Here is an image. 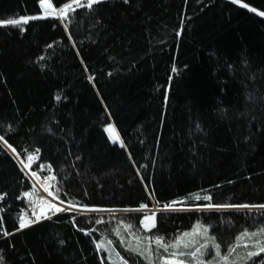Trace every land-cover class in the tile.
Returning a JSON list of instances; mask_svg holds the SVG:
<instances>
[{"label": "trees", "instance_id": "16d2710c", "mask_svg": "<svg viewBox=\"0 0 264 264\" xmlns=\"http://www.w3.org/2000/svg\"><path fill=\"white\" fill-rule=\"evenodd\" d=\"M51 2L59 9L72 0ZM73 8L64 20L0 25L2 264H112L106 247L130 264H148L125 248L135 240L121 221L165 242L199 222L222 254L243 231L264 228V209L195 210L264 205V0ZM31 16H44L40 0H0V21ZM111 125L125 147L113 143ZM36 153L53 169L57 199L77 211L52 210L20 229L32 184L14 156ZM174 201L190 210H158L151 231L139 223L151 212L124 211ZM92 208L115 211H78ZM255 239L264 237L245 238L230 259L254 250ZM152 250L155 257V243ZM261 259L264 253L238 264Z\"/></svg>", "mask_w": 264, "mask_h": 264}, {"label": "snow or ice", "instance_id": "6c2138e0", "mask_svg": "<svg viewBox=\"0 0 264 264\" xmlns=\"http://www.w3.org/2000/svg\"><path fill=\"white\" fill-rule=\"evenodd\" d=\"M104 0H87V3L84 4L81 0H72V3H64L62 7L55 9L51 3V0H40V4L44 7V16H31V17H20L19 19H8L0 21V25H12L20 27L22 24H27L30 20H37L43 19L48 16L56 15L61 20L67 19L68 14L70 11H75L73 5L77 8H88L92 9L94 5L103 3ZM127 2V0H125ZM236 2V0H234ZM246 6V5H245ZM252 11H256L252 9ZM260 15H264V13H259ZM66 27V25H65ZM23 30V28H21ZM43 59V57H41ZM106 131L111 135L113 143L117 141L120 142L121 147H125L120 137L116 134L115 129L112 126H109ZM4 137L0 136V141H3ZM7 144V141H4ZM9 147H11L9 145ZM15 151V149H13ZM38 151V150H37ZM29 162L34 159L32 154L27 156ZM23 163V161H22ZM25 167H29L28 164ZM35 176L36 173H33ZM51 179H55V177H51ZM45 191H48V187H45ZM32 193H25V196H31ZM49 195H52L49 192ZM0 199H3L0 196ZM193 199L199 201H211L212 197L210 195L201 196L200 194H196ZM158 203V202H157ZM177 203H183L182 201H174L172 204H165L163 205L161 211H177V210H190V209H177L175 205ZM38 207L43 209L47 207L48 209H52L55 212H62L65 209L57 207L55 204L50 203L47 200H41L38 203ZM229 208L235 209H251V208H259L264 209V205H232V204H212L207 203L202 206H198L195 210L196 211H209V210H216L221 211ZM148 210V205H141L140 208L129 210L124 209V211H144ZM88 211H115L114 209H88ZM33 215L36 216V221L28 219L27 216H22L19 220V228L24 229L27 228L30 224L34 222H38L41 219V215H37L35 211ZM43 218L49 219L50 217L44 215ZM102 220H97L96 223H102ZM140 225H142L145 231H151L153 228L156 227V213L151 212V214H145L143 218L140 220ZM120 225L128 231L129 236L133 237L135 240V244L128 242L124 244V237L121 235L120 226L115 229L116 235L120 237L121 243L124 244L125 248L132 253L138 254V256L143 257L144 260L148 262V264H153L154 259H159L161 264H189V260L184 259V257H188L192 264H238L240 259L244 260H251L253 257H258L261 253H264V239H255L252 243V248L254 250L247 251L245 257L237 258L236 260L230 259L233 254L236 252V248L241 245V242L247 238L248 240H252L254 237H264V228H260L258 231L249 232L243 231L240 236L236 238L235 243L226 249V254L221 253V245L220 243L216 242L215 236L209 235V227L200 224L199 222L192 228L191 231L184 232L178 235L174 240H170L165 242L164 237L160 235H154L151 237H141L137 231H133V225L130 223H123L120 222ZM8 235V233H5ZM198 238L203 239V243H200ZM109 244L112 241H108ZM155 243L156 250H155V257L153 256L152 244ZM143 244V246H142ZM198 245V246H197ZM246 249L249 247L248 244L243 245ZM97 247H104L103 244L97 245ZM160 249L164 250L166 255H160ZM211 252V256L209 259L205 260V256ZM119 255V253H117ZM123 259V258H121ZM0 264H2V257H0ZM124 264H127L125 261ZM254 264H264V259H261L259 262H254Z\"/></svg>", "mask_w": 264, "mask_h": 264}, {"label": "built area", "instance_id": "2783aa9c", "mask_svg": "<svg viewBox=\"0 0 264 264\" xmlns=\"http://www.w3.org/2000/svg\"><path fill=\"white\" fill-rule=\"evenodd\" d=\"M16 160H17V158H16ZM39 161H40L39 155H35L34 156V159L31 162L27 161V163L23 162V164H22L21 161H18V162L20 163L21 167L23 168V170L25 171V173L28 175V177L31 180H33V179L28 174L27 168H29L31 170V172H34L36 174H39L40 173V170L43 169V167H45V170H48L49 171L51 177H54V175L52 173L53 172V169L49 165L41 164L38 169H33V166H35V164H38ZM26 164H28L29 167H25ZM51 177H43L44 179H41V177L38 176L40 182H38L37 185L34 182L35 187L36 188H39L40 193L43 192L42 193V196L43 195L44 196H49V192H51L52 193V196H53V185H54L55 179H51ZM45 187H48V191H45ZM28 193H32V195L31 196H26V198H27V207H25L22 210V213H23L24 216L26 215L28 219L35 220L36 219V216L33 215V212L35 211V213L37 215H40V207H38V203L43 198L36 197L35 193L32 190L29 191Z\"/></svg>", "mask_w": 264, "mask_h": 264}, {"label": "rangeland", "instance_id": "374dc122", "mask_svg": "<svg viewBox=\"0 0 264 264\" xmlns=\"http://www.w3.org/2000/svg\"><path fill=\"white\" fill-rule=\"evenodd\" d=\"M82 1V0H81ZM70 3H72V2H70ZM75 5H73V7H74ZM55 8V7H54ZM41 9H42V11H43V13H44V7L41 5ZM56 9V8H55ZM59 9H57V11H58ZM57 17L55 14L54 15H52V17ZM58 18V17H57ZM114 129H115V127L113 126V125H111ZM115 131H116V129H115ZM116 134L118 135V133H117V131H116ZM110 135V134H109ZM110 137H111V135H110ZM117 143H120L119 141H117ZM14 158H15V160H16V158H17V161H21V159L19 158V156H17V155H15L14 156ZM22 162V161H21ZM23 164V163H22ZM27 171H28V174L30 175V177L34 180H32V184L35 182V184L37 185L38 184V182H40V180H39V178H38V176L39 177H41V179H44L43 177H51V175H50V173H49V171L48 170H45V167H43V169H41L40 170V173L39 174H36L35 176L33 175V173L34 172H31V170L29 169V168H27ZM46 175V176H45ZM55 176V175H54ZM38 180V181H37ZM32 191L35 193V195H36V197H39V198H43V200H47V201H49L50 203H52V204H55L57 207H59V208H62V209H65V210H71V207L70 206H67V205H61V204H56V201H55V196L53 195H49V196H42V193L43 192H41L40 193V190H39V188H33L32 189ZM177 209H187V208H180V207H176ZM46 209H48L47 207H45L44 209H43V211L41 210V208H40V215H41V219L38 221V222H40L41 220H43L44 218H43V216L44 215H47V216H49V210H46ZM158 210L159 211H161V209H159V208H156V207H154V208H152L151 210H146V212H158ZM82 212H84V213H91V212H89V211H86V210H81ZM86 211V212H85ZM181 211H183V210H181ZM51 214V213H50ZM35 221H36V219H35ZM35 223H37V222H35ZM106 251H107V254H108V257H109V260L112 262V264H124V262L126 261V259L122 256V254L117 250V251H115V252H111L110 250H109V248L108 247H106ZM117 253H119V255H117ZM210 252H209V254L208 255H206L205 256V260H207V259H209L210 258ZM121 258H123V259H121ZM186 257H184V259H185ZM127 262V264H130L128 261H126ZM189 264H192V263H190L189 262Z\"/></svg>", "mask_w": 264, "mask_h": 264}, {"label": "water", "instance_id": "95a60500", "mask_svg": "<svg viewBox=\"0 0 264 264\" xmlns=\"http://www.w3.org/2000/svg\"><path fill=\"white\" fill-rule=\"evenodd\" d=\"M180 203H177L176 205H179Z\"/></svg>", "mask_w": 264, "mask_h": 264}]
</instances>
